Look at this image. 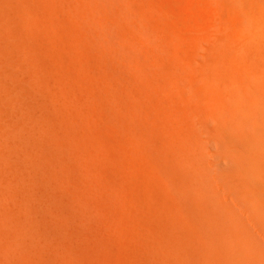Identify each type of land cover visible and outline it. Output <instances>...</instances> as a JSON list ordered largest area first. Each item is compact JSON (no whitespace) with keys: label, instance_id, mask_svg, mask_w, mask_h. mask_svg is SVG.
<instances>
[{"label":"bare ground","instance_id":"obj_1","mask_svg":"<svg viewBox=\"0 0 264 264\" xmlns=\"http://www.w3.org/2000/svg\"><path fill=\"white\" fill-rule=\"evenodd\" d=\"M148 2L0 0V182L26 219L25 237L21 230L14 235L19 240L12 236L24 264H86L92 255L87 246L100 241L97 226L85 227V197L94 205L108 196L105 188L119 194L125 185L131 192L125 220L138 219L150 244L156 240L161 248L159 255L147 252L148 262L195 264L184 256L183 240L169 230L172 236H164L166 221L144 197L152 200L160 182L186 190L184 210L174 213L185 221L183 233L192 239L200 264H264V0H224L221 31H226L197 37L186 52L174 44L175 59L168 64L162 53L170 51L169 35L152 20L157 15ZM201 110L213 115L216 136L228 129L244 139L246 128L258 145L248 168L256 185L244 181L240 149L220 155L238 166H221V182L241 198L247 190V204L261 222L244 217L243 205L229 193L217 200L210 173L220 156L213 161L211 153L212 162L206 161L198 147L196 128L202 135L206 126L197 125ZM114 213L122 222V212Z\"/></svg>","mask_w":264,"mask_h":264},{"label":"rangeland","instance_id":"obj_2","mask_svg":"<svg viewBox=\"0 0 264 264\" xmlns=\"http://www.w3.org/2000/svg\"><path fill=\"white\" fill-rule=\"evenodd\" d=\"M148 4H150L153 7V9L155 8L154 10L156 12L157 17H156V15L153 14L154 11L152 13V18L153 17L154 18L156 17L155 19H152V20H155L154 23L155 24H158V22H161L162 23L161 24V27L163 26V30H164L165 34H168L169 35V36L166 35V37H167V42H168L167 49H168V51L169 50L170 51L167 52V55H166V53H162L163 60L166 62V64H168L169 60H172V58L175 59V57H172V55L175 54L174 44H177L180 47L181 50L185 47L182 50V52L183 51L186 52L188 50L189 46L192 43H195L197 41H200V39H198V38H201L203 36H206V38L208 39V38H210V37H212V36H214L216 34H222V32H223V31H221V24H222V21H223L222 17H224V15H225L224 14L225 13V9L223 8L224 0H184V1L183 0H149ZM161 8H163V9H161ZM166 19H167V21H166ZM168 22H171L172 25H170V23H168ZM246 22H247L246 16L244 15V26L246 25V27H248V25L246 24ZM174 24H176V26ZM218 24H220L219 27H218ZM208 28H209L210 31L208 30ZM225 31L226 30H224V32ZM181 32L183 33V35H182ZM210 33H212V34H210ZM244 33H246V31H244ZM180 34L183 37H181ZM195 39H196V41H195ZM202 43L204 45H208L207 42H206L207 44L204 43V42H202ZM163 54H164V56H163ZM165 55H166V57H165ZM253 62H257L256 59H254ZM156 70L159 73H161V70H159L157 68H156ZM163 75H165V74H163ZM188 75L190 76V74H187V72L185 74H183L184 77H188ZM244 78L245 79L247 78L248 80L250 79L249 73L247 71H245V70H244ZM185 79H187V78H185ZM198 116H200L199 117L200 120L198 121V123L200 125L197 124L198 126H201L203 128L205 125L207 126L209 124L207 127L205 126V129L203 128L204 129L203 130L204 132L201 131V133H204L205 134V136H206L205 138L206 139H209V142H205L204 136H202L204 134L201 135L199 133L200 132L199 131L200 129L197 127L198 128V132H197V128H196V134H197V136H199L198 137L199 138L198 139L199 140L198 147L199 148L202 147L200 149L201 152H203V150L206 151V152H203L206 161H209L210 162L211 160L209 159V157L211 158V156H213L212 157L213 158V161L214 160H217L219 158L217 160L218 162L217 161L216 162L215 161L213 162L214 165H218V167H219L218 170H217V166L215 167L213 165V166H211L212 167L211 168V171L212 172L210 173V175H211V181H212V187H214V189L217 192V194H216L217 200L218 201H224L225 200V197H226V194L229 193L230 194V198H232L234 200V202H237L240 205H243L244 208L242 207L241 210H243V212H244V217H250L253 221L261 222L260 217L256 216L255 212L249 207L250 206L249 203L247 204V202H249V195H250L249 192L247 190H244V198H241V197H239L241 195H239L237 192H233L232 190H229L228 188H226L225 186H223V183L221 182L222 180H224L222 178L224 177V174H225L224 173V170L225 169L235 167V168L232 169V170H234V169L238 168V166L236 165V163H234L232 161H229V160H226L225 158H223V156H222V158H223L222 159L220 155H226V154H229V153L231 154V153H234V152H235V154L236 153L238 154V153H240L243 150V152L245 154V158L243 157L244 156L243 152H241L238 155L242 159H244V161L242 162V164H240V165H242L244 167V171H243L244 181L246 183L250 184V186L256 185V181H255V178L253 177L252 170H249L248 168L251 167V166H249L250 165V161H251L249 159L251 158V156H253L254 154H258L259 153V151H258L259 150L258 149V145H256L255 141L251 139V136L248 133L249 130L247 131L246 128H244V139L236 136L232 131H231V134H230V131L227 132L228 129L227 130L220 131L221 132V135L224 134L225 137L224 136H221V137L216 136V134L217 135H220V134L217 133V131H215V130L213 131L212 130L213 129V126L215 124V121L212 119L213 115L211 113H209V112H205L204 113V111L201 110V112L199 113ZM202 123H203V125H202ZM210 125H212V126H210ZM208 128H210V130H208ZM206 130L208 131V134L205 133V132H207ZM226 132L228 134V137L225 134ZM206 134L207 135L211 134V136L213 138L212 137L211 138L210 137L207 138L208 136ZM200 136H202V138H200ZM218 138H220V141L221 142L222 141H225V142H223V144H222L219 141ZM203 139H204V142L205 143L203 142ZM228 139H229V141H228ZM216 141H218V142H216ZM225 143L226 144L229 143V144L226 145ZM203 147L204 148L206 147L205 148L206 150ZM239 149L241 150L240 152H238ZM210 154H211V156H210ZM215 154L216 155L218 154L220 157H218L217 159H214V157L216 158V155ZM219 161H220L221 164L223 163V165H221L219 163ZM224 161H225V163H224ZM226 162H227V165H225ZM123 164L124 165H122V166H126L125 161L123 162ZM221 166H222V168L224 170L221 168ZM225 166H226V168H224ZM125 169L128 170V168H125ZM219 169L221 170V172H220ZM251 169H252V167H251ZM125 172H127V171L125 170ZM77 177H78V179L82 180V178L80 177V174ZM127 178H128V176H127ZM125 179H126V177L124 178V180H122L124 185L126 184V182H124ZM141 179L142 178H139V181ZM157 184H159V181H158V183H156V185ZM168 185H166V184L163 185L162 182H160L161 188H160L159 185H157V186H159V188H157V186H156V188H154V190H155L154 192L157 191L156 192L157 195H155V193H154V198L152 200H151V198H148L149 194L144 196V197H146V200L148 199L150 201L155 202L156 204L159 203V206L162 203L161 208L158 205H155V203H153V202H152L153 204L150 203V202H147L145 200V198H144L145 201L144 200L143 201L146 204L144 202L143 203L147 207H149L148 205H150V204H151V206L152 205H155L156 206V207L155 206H152V207L150 206L149 208L152 209V211L154 213L160 215V217L163 219V221H166L164 226H166V227L168 226V228L170 227L169 229L167 228L165 230L166 232L164 231V236H166L165 234H167V237H169V236L171 237L172 235H168V233H167V232L171 231L170 233L171 234H174L172 237H174L178 242L181 241V240H183L184 248L186 246V248L184 249L186 251V253H185L184 256L187 257V258H191V261H194L193 263L200 264L201 263V260H200L199 253H196L197 252L196 249L190 246L192 239L189 238L187 235H185L183 233V231L187 227L186 224H185V221L183 220V218H181L179 215H177L178 213H174V212H177V210L178 211L179 210L180 211L182 210V207H183L182 206V201L188 200V197H186L187 199H185V196L187 195L186 190L182 187L184 191L181 190L179 192L177 190L178 186L176 187V186H172V185H169L168 186ZM106 187H108V186H106ZM166 187H168V188H166ZM169 187H170V189H169ZM125 188H126V185L123 188L124 190L121 189L122 192L119 193L120 195L117 194V193H115L118 196L113 193V192H116V191L113 190L114 188H112V189H108V188L106 189L105 188L106 195H108L107 197L105 196V198H104L105 200H97V202H96V200H93L94 201V205H97V206H94L93 203H92V201H89V200H91V198L85 197L86 198V202L88 203V204L86 203L87 206H85V208L82 207L84 209L82 211H84L85 214L88 215V216L86 215V217L84 219V222L86 221L85 222V225H86L85 227H90V226L91 227H96L97 226L96 228H94V230H97L96 231V234H97V238H96L97 240H96V242L97 241H100L98 243L93 242L91 244L93 246H89V245L87 246V247H89V249L92 248V249H90V251H91L89 253L90 255L91 254L94 255V253H95V255H94L95 257L91 255L90 256L91 258L88 257L87 258L88 260L86 259L87 261L90 260L89 263H92V264H135V263L136 264H147V263L148 264H151V263L148 262L149 261L148 260V256L151 255V253L150 254L148 253L149 254L148 255L147 252H152V255H159L161 253V248L158 247V246L157 247L159 249L155 247V245H156V243H155L156 240L155 239H154L155 240L154 241L155 244L154 243H153L154 245L153 244H150L153 241V239H151L150 236L147 235V232H145V230H143V229L140 228L141 225L138 222V219L135 222H131L130 221V223H127L129 221L128 220H125V216H123V215H124L125 211L127 210V208L129 207L127 205L129 203H131V195H130L131 192H130V190H128V188H126V189ZM250 188L251 189H254V187L253 188L250 187ZM0 189H1V191H0L1 192L0 193V236H1L0 237V264H9L11 261H13L14 264H18V263L19 264H21V263L24 264L25 263V260H24V258H22L23 256L20 253V251L18 250V249H20V246H16V244L14 243L15 240L13 239V237H16V239L19 240V237H18L19 235L18 236H14V235L20 234V233H18L20 230H21L20 231L21 232L20 237H25L24 235H26L25 234L26 232L23 230L22 226H23V224H25L26 219H24L23 214L21 213L22 211L19 209L18 205H16L15 203H13L14 202L13 196L10 195L12 193L9 191V189H7L6 186L3 185V182H0ZM161 189H162V191H161ZM168 189L171 192H166V191H168ZM142 190L145 191V189H141V191H140V192H142L141 194L145 193ZM4 192H6L7 195ZM89 192H91V191H89ZM160 192L162 193V195H161ZM124 193H125L124 197L125 196H127V197H125L124 198V201H123V199L121 197V194H124ZM145 194H147V193H145ZM8 195H10V196H8ZM158 195H159V197L161 196L164 201L162 200V198L159 199ZM113 196H114V198H112ZM155 196L158 197V198L156 197L157 200L155 199ZM8 197L9 198H12V199H8ZM151 197H153V196H151ZM119 198H120V200L122 199L121 200L122 202H120L121 204H118V202L120 201V200H118ZM142 198H143V196H142ZM108 199H110V200H108ZM154 199L157 202L154 201ZM247 199H248V201H247ZM105 201H106V203H105ZM128 201H130V202H128ZM160 201H162V202L160 203ZM5 202H6V204H5ZM173 202H176L177 204H175ZM124 203L126 205H124ZM170 204L174 208H172L170 206ZM179 204H180V206H179ZM70 205H71L70 207H74L73 204H70ZM116 205H121V206L118 207ZM165 205L166 206L168 205L169 207L167 206V209H166ZM175 206H178V207L176 208ZM102 208H105V209H102ZM112 208H114V209H112ZM72 209H74V208H72ZM118 209L120 210V212H122V217H123V219L121 218L122 222L119 221L120 219L115 218L114 215H110L112 213L115 214V215H116V213H119V211H117L116 213H114V211L115 210H118ZM175 209H177V210H175ZM18 210H20V211H18ZM102 210H103V212L104 211L105 212L103 213ZM112 210H114V211L112 212ZM170 210H171V213H170ZM183 210H184V208H183ZM168 214H170V215H168ZM101 215H103V216H101ZM106 215H107V217H106ZM110 216L113 217L114 221H113V219ZM176 216H177V219H176ZM126 219H127V217H126ZM1 220H3V221H1ZM124 221H125V223H124ZM136 222H137V224L139 223V225H137ZM112 225L115 226V227H113ZM26 226L28 227L27 224H26ZM122 226H124V227H122ZM184 226H185V229L182 228ZM99 227L102 229V231L99 230V229H97ZM174 227H176V228H174ZM10 228H12V229H10ZM82 228H84V227H82ZM111 229H113V230H111ZM116 229H118V231H115ZM98 230L100 232H98ZM133 230H135V231H133ZM174 230H178V233L175 234ZM85 231H87V230L85 229ZM262 231L264 232V229H262ZM13 232L15 234H13ZM128 233H129V235H128ZM134 233H136V234H134ZM115 235H118V236H115ZM145 236H146V238H145ZM98 237H100L101 239L100 238L98 239ZM129 238H131V239H129ZM263 238H264V233H263ZM147 239H148L149 242L147 241ZM185 239H187V240H185ZM188 239H189V241H188ZM115 240H117V241H115ZM144 242L148 243L150 246L147 245ZM13 243H14V246H16L15 248H13V245H12ZM180 243H182V241ZM75 244L76 245H80L79 242H75ZM132 245H134V246H132ZM151 245H152V247L154 246V249L151 248ZM192 245H193V241H192ZM92 251H95V252L93 253ZM11 253H12V255H11ZM137 256H139V257H137ZM15 257H16V259H15ZM97 257H99V258H97ZM146 257H147V261H145ZM137 258H139V260H137ZM149 258H150V256H149ZM18 259H21V260H18ZM98 259L100 261H96ZM101 259H103V260H101ZM9 260H10V262H9ZM86 260H85V263L88 264L86 262ZM104 261H105V263H104ZM142 261H144V262H142ZM13 262H11V263H13Z\"/></svg>","mask_w":264,"mask_h":264}]
</instances>
